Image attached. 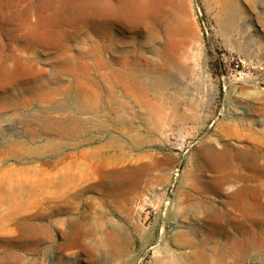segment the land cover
<instances>
[{"label": "rangeland", "instance_id": "rangeland-1", "mask_svg": "<svg viewBox=\"0 0 264 264\" xmlns=\"http://www.w3.org/2000/svg\"><path fill=\"white\" fill-rule=\"evenodd\" d=\"M178 1L173 8L170 0H97L92 13L89 0H73L59 18L50 0H0V68L28 72L0 84V96L11 97L0 102V170L54 171L67 153L58 167L83 170L64 193L38 179L28 194V182L24 202H35L18 216L16 241L10 233L0 238V261L264 264V0H238L233 25L220 23L225 9L217 0ZM114 3L129 6V16L115 13ZM71 56L89 62V73L76 70ZM112 70L160 85L138 102ZM60 76L102 93L100 112L85 115L98 120L84 128L92 139L59 154L8 152L11 141L45 142L44 129L31 141L32 118L65 100L41 105L19 88L38 78L57 86ZM224 146L225 172L233 168L239 178L216 192L221 179L202 166V152ZM236 190L240 204L228 197ZM208 207L228 216L209 222Z\"/></svg>", "mask_w": 264, "mask_h": 264}, {"label": "bare ground", "instance_id": "bare-ground-1", "mask_svg": "<svg viewBox=\"0 0 264 264\" xmlns=\"http://www.w3.org/2000/svg\"><path fill=\"white\" fill-rule=\"evenodd\" d=\"M217 1L220 4H222L225 9L223 14L219 17L220 23L223 25L235 24V21L237 20L240 14L238 8L239 5L237 4L238 0H217ZM72 2L73 0H50V3L53 4L55 11V13H53V16L64 18L63 16L64 12L70 14L73 9L70 6ZM89 2L91 4L92 3L94 4V6L90 8L92 13L94 10L95 11L98 10L99 5L97 0H89ZM170 2L172 3L173 8H175L177 3H179L178 0H170ZM235 3L236 5H238L237 7L234 6ZM82 6H77V7L78 9H80ZM124 8H126V10ZM84 9L85 8H82L80 10L83 11ZM114 11L115 13H120L122 17H128L130 14L129 6L127 7L120 6L119 3L118 4L114 3ZM85 25H87V22H84V26ZM63 43H61L62 47H63ZM65 48L66 46L62 48V52L65 50ZM70 58H72L74 61V63L72 64L76 65L77 68H79V69L75 68L76 70H80L84 74L89 73L91 69V64L89 62L85 60L76 61V57L73 56H71ZM20 59L21 58H18V60L16 61L18 63H22V60ZM97 59H100V57L97 56ZM27 73L28 72L26 69H18L16 68V66L9 67L3 63V65L0 68V84H6L8 82L16 81V79L21 80L22 75ZM110 73L115 78L114 79L115 83L117 84L120 83V85L123 86L125 94L132 96L138 102H146V99L144 98L145 96L144 93L146 92V90L150 88H155L159 84L158 80L156 79H149L146 80L145 82H138L139 80L137 81L133 77H128L127 74H123L121 72H114V70H112ZM38 79H35L34 81L30 82L27 87L22 86L19 88L23 90L19 92L20 94L23 92L21 95L23 96V98L26 97L25 98L26 100L32 98L36 99L41 103V105H45L48 102L50 103L61 96L65 97V100H62L53 107L52 109L53 113H49L47 115L40 113V114H36L34 118H32V121L35 122L38 125V127L35 126V128L34 129L32 128V130L29 132V135L30 134L32 135L30 136L31 141L33 142L37 141L38 135H41V130L44 129L45 132L49 134L48 138L44 140L45 142H41L40 144L35 146L34 145L27 146L21 141H11L8 143V145L10 146L9 148H7L8 152L12 153L13 155H16L18 152L17 150H19L21 147L23 151L26 152L27 154L30 153L37 156H42L47 153L59 154L63 152L64 149L66 150L69 148L71 149V148L79 147V145H81L85 141L91 140L92 136L87 137L83 133L85 125L86 123H89L91 125H96L98 124V120L95 118H91V119L86 118L85 115H88L87 113L89 112L94 114L100 112L102 106V100H101L102 93L87 88L85 82L82 79H79L78 77H76L75 80L71 79L69 83H65L63 81L62 76H60L59 80L61 79L62 81H60V83L57 86H51L47 80L44 81L42 79L40 80ZM3 95L4 96H0V102L11 99L9 95H5V94ZM68 105L72 106V110L68 109ZM232 125L234 130L236 131L238 129L237 124L232 123ZM108 145L114 147V138H110ZM91 150L93 152H97L100 149L94 147ZM2 151L3 150H0V153ZM243 151L245 150H241L242 153ZM202 153L205 154L203 155L205 165L202 166L207 165L211 170H213L216 173L212 177L216 179H221V181L217 183L216 192L218 191L220 192L221 190H223L225 184H228L229 186L232 185L236 181V179L239 178L237 174H234L236 172L233 168L230 169V171L225 172L228 169L230 163L229 151H227L225 146L220 149L206 147L204 148ZM68 155L69 154L67 153L65 157H67ZM65 157L61 156V158H59L60 160H58L57 162L62 161ZM57 162L56 165L54 166L55 168L54 171H50V170L48 171L46 169L44 170L42 168L41 169L39 168L35 171L33 175H30L31 170L28 167H24V166H19V167L7 166L1 168L0 170V238L3 237L4 234L10 233V236L13 238V240L16 241L19 235L18 216L23 210H27L28 209L27 207H31V204L35 202V200H33L32 198H28L29 202L28 200L27 203L24 202V200L26 199L23 198V192L28 182L31 183L30 186L28 185V189H27L28 194H32L34 184L37 183L38 179L43 180V183L40 184L42 187L43 186H47V188L52 187L54 191L58 193L60 192L64 193L67 189H69L70 184L75 182L77 179H82L83 170H77L75 167L73 168L69 164L58 167ZM42 191L46 192V190H42ZM228 197L231 198V200H233V203L235 204H240L242 202V196L240 190L233 191L232 193L228 194ZM211 207H208L205 210L207 211L206 214V216L208 217L207 221L216 224L218 220H220V218H225L228 216L226 211H223L222 209L216 207L209 209ZM13 255L14 253L12 252V256ZM13 259L10 262L0 261V264H18Z\"/></svg>", "mask_w": 264, "mask_h": 264}]
</instances>
